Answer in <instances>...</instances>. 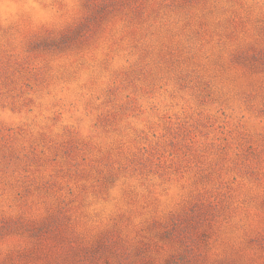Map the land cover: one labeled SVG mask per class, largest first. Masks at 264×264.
<instances>
[{
	"label": "rangeland",
	"instance_id": "rangeland-1",
	"mask_svg": "<svg viewBox=\"0 0 264 264\" xmlns=\"http://www.w3.org/2000/svg\"><path fill=\"white\" fill-rule=\"evenodd\" d=\"M0 264H264V0H0Z\"/></svg>",
	"mask_w": 264,
	"mask_h": 264
}]
</instances>
